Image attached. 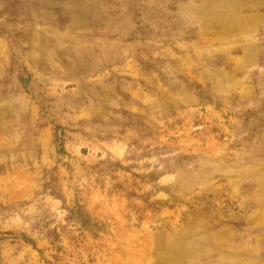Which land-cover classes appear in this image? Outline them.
<instances>
[{"label": "rangeland", "instance_id": "374dc122", "mask_svg": "<svg viewBox=\"0 0 264 264\" xmlns=\"http://www.w3.org/2000/svg\"><path fill=\"white\" fill-rule=\"evenodd\" d=\"M0 264H264V0H0Z\"/></svg>", "mask_w": 264, "mask_h": 264}]
</instances>
